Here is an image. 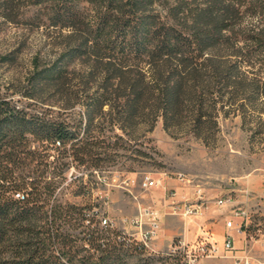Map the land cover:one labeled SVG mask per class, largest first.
Segmentation results:
<instances>
[{"label": "trees", "instance_id": "obj_1", "mask_svg": "<svg viewBox=\"0 0 264 264\" xmlns=\"http://www.w3.org/2000/svg\"><path fill=\"white\" fill-rule=\"evenodd\" d=\"M0 15L51 46L0 87V264H124L138 250L62 198L66 170L147 156L160 118L211 145L239 117L264 145V0H0Z\"/></svg>", "mask_w": 264, "mask_h": 264}, {"label": "rangeland", "instance_id": "obj_2", "mask_svg": "<svg viewBox=\"0 0 264 264\" xmlns=\"http://www.w3.org/2000/svg\"><path fill=\"white\" fill-rule=\"evenodd\" d=\"M27 12L28 18L33 10L28 9ZM50 52L51 46L44 27L19 20L8 22L0 15L2 89L23 82L31 69L33 58L36 55L45 57ZM5 58L8 60L4 61ZM15 96L18 98L20 94ZM140 142H143L142 146L137 149L145 151L147 156L128 153L131 158L108 164L101 171L78 163H72L66 170L67 182L72 184L69 187L64 185L62 198L81 206L92 205L88 217L95 220L94 226H99L102 217L106 216L115 222L118 230L109 229L111 241L117 232L122 231V220L137 213L134 196L143 203L162 202L164 194L175 189L178 200L187 197L193 199L198 185L205 189L210 198L229 193L239 199L244 196L258 197L264 190V145L252 141L239 117L220 119V132L211 145L190 134L165 130L161 118L154 130L140 138ZM180 173L185 174L191 182L179 183L177 175ZM145 175L161 180L165 189L142 191L138 185ZM129 179H136L137 184L128 185ZM223 211L213 207L203 218L167 217L159 246L169 245L180 235L193 240L200 233V225L203 230H210L221 246L225 233L222 226L225 227L221 214ZM220 222L222 224H218ZM259 229L264 231V215L261 214L253 216L248 232L255 235ZM232 235L235 237V247L239 248L241 242L236 232L233 231ZM261 248L256 246L258 256L264 254ZM126 251L124 264H164L169 261L167 252H155L148 256V253L141 251ZM228 257L204 260L201 264H234Z\"/></svg>", "mask_w": 264, "mask_h": 264}, {"label": "built area", "instance_id": "obj_3", "mask_svg": "<svg viewBox=\"0 0 264 264\" xmlns=\"http://www.w3.org/2000/svg\"><path fill=\"white\" fill-rule=\"evenodd\" d=\"M177 179L182 184L191 182L183 173L178 174ZM127 183L132 186L137 184L136 179H129ZM138 186L145 192L165 189L161 180L150 175H145ZM243 198L244 200L240 201L231 193L210 198L199 185L194 190L193 199L187 197L178 200L175 189L165 193L162 202L143 203L139 197L134 196L137 213L122 220V231L117 232L113 239L123 242L127 248H136L138 251L148 253V256L155 252H168L169 261L163 262L164 264H201L204 260L226 258L227 255L234 264H264V254L258 256L256 250V246L259 245L264 253V231L259 229L255 235L248 232L253 216L264 215V198L257 196ZM213 207L224 210L221 214L225 221V233L221 246L210 230H203L201 225L200 233L193 240L180 235L169 245L159 246L158 241L167 217L203 218ZM100 226L111 231L118 230L116 223L108 216L102 217ZM233 231L241 242L239 248L235 247Z\"/></svg>", "mask_w": 264, "mask_h": 264}, {"label": "crops", "instance_id": "obj_4", "mask_svg": "<svg viewBox=\"0 0 264 264\" xmlns=\"http://www.w3.org/2000/svg\"><path fill=\"white\" fill-rule=\"evenodd\" d=\"M258 197L264 198V190L260 192V194L258 195ZM243 200H244V198H241V199H240V201H243ZM263 213H264V207H263ZM218 224H222V222H220V223H218ZM222 226H223V229H224L225 227H224L223 224H222ZM224 230H225V229H224ZM214 238H215V237H214ZM215 240H216V238H215ZM216 241H217V240H216ZM222 241H223V239H222Z\"/></svg>", "mask_w": 264, "mask_h": 264}, {"label": "bare ground", "instance_id": "obj_5", "mask_svg": "<svg viewBox=\"0 0 264 264\" xmlns=\"http://www.w3.org/2000/svg\"><path fill=\"white\" fill-rule=\"evenodd\" d=\"M157 253H159V252H157ZM163 254H164V253H163ZM166 254H167V256H169V253H168V252H167Z\"/></svg>", "mask_w": 264, "mask_h": 264}]
</instances>
